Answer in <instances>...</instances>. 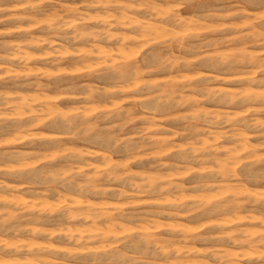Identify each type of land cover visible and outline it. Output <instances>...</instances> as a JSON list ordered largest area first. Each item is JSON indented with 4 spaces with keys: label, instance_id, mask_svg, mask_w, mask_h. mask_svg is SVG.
Returning <instances> with one entry per match:
<instances>
[{
    "label": "clouds",
    "instance_id": "obj_1",
    "mask_svg": "<svg viewBox=\"0 0 264 264\" xmlns=\"http://www.w3.org/2000/svg\"><path fill=\"white\" fill-rule=\"evenodd\" d=\"M57 3L20 4L29 10L25 18L47 36L27 41L49 45L41 57L0 56V60L39 58L54 69L21 74L26 81L18 86L38 90L46 101L37 109L25 102L29 98L17 103L12 94L0 92V123L13 118L16 132L12 140L0 141V176L12 175L26 186L43 188L47 196L56 195L54 203L33 206L10 201L6 203L17 204L15 211L0 209V264H77L74 254L80 250L92 253L87 264H189L187 247L176 245L204 237L171 224L160 225L167 231L159 234L124 228V224L140 223L143 210L131 203L108 202L144 200L155 206L152 215L170 219L205 212L227 214L225 209L235 214L239 193L233 187L245 181L264 182V117L260 115L264 114V0H230L219 23L214 11L198 20L176 12L193 0H173L167 9L156 0H85L86 8L104 13L94 16L78 8L61 15L54 7L51 11L43 7ZM4 4L0 0V12L6 11ZM252 6L261 9L259 15H245ZM230 17L245 23L223 22ZM91 21L102 27H90ZM157 28L179 39L174 45L169 41L164 47L150 48ZM223 29H246L232 38L242 40L244 46L228 54L209 52L231 39L208 40L202 33ZM101 45L106 53L95 59L93 52ZM123 48H131L127 59L120 51L112 52ZM69 57L71 65L65 68L63 62ZM241 68L246 71L238 79L246 86L236 91L216 87V76L210 75L238 73ZM164 76L168 78H155ZM89 78L96 83L79 82ZM125 98L132 101L129 106H124ZM9 109L11 117L4 115ZM165 120L180 127L166 129ZM41 125L51 135L35 131ZM24 138L26 149L31 150L4 148ZM253 139L258 143L253 144ZM220 141L232 147L224 148ZM39 142L47 143L48 149L42 151ZM7 187L0 179V189ZM64 192L73 195L66 199ZM262 201L264 194L251 202ZM55 216L60 217L57 229L44 227ZM255 219L259 221L255 227L227 233L228 242L244 250L240 256L247 264H264V214ZM210 226L211 222L202 225ZM116 230L122 231L121 239H105ZM40 239L46 242L37 243ZM92 242L98 247H90ZM58 243L67 247L58 248ZM60 252L65 255L56 261L44 259ZM231 255L212 251L211 264H239Z\"/></svg>",
    "mask_w": 264,
    "mask_h": 264
},
{
    "label": "rangeland",
    "instance_id": "obj_2",
    "mask_svg": "<svg viewBox=\"0 0 264 264\" xmlns=\"http://www.w3.org/2000/svg\"><path fill=\"white\" fill-rule=\"evenodd\" d=\"M22 1H24V2H22ZM26 1L27 0H5V4L3 5V7H5L6 11L0 12V21H2V22H0V32H1L0 33V56L9 57L11 55H15V56L18 57L21 54H23L24 56L41 57L44 54V52H46L48 50L49 45H47V44L35 45V44L27 43V41L32 40L34 38H35V40H39L41 38L46 39L47 36H46L45 33H43L41 31L40 28L35 26L34 22L31 19L25 18L26 16L27 17L30 16V13H29L28 9H26L24 7H21L20 4L21 3H25V4L28 3V1L27 2ZM90 1L91 0H89V2ZM157 1H159L158 3L160 4L161 8H164V9H167V8H169L171 6V5L167 6V4L173 3V0H166V1L165 0H157ZM160 1H161V3H160ZM33 2H34V0H33ZM81 2L83 4H81ZM61 3L65 4L66 7H65V5H63ZM162 3L163 4L165 3L166 5L165 4L163 5ZM229 3H230V0H193V3L191 5L186 6V7L178 8V9H176L177 10L176 12L180 11L178 13L181 14V15H185V17L184 16L183 17L185 19L188 18V20L190 18H191L190 20H198L201 16H205L209 12H213V11L218 13L217 17H219V16L224 14L222 10L224 9V7L225 8L228 7ZM62 5L65 8L64 7H60ZM68 5H69V7H68ZM84 5H85V0H59V3L55 4L54 6H50L48 4H45L43 7L48 8L49 11H51L52 7H54L55 9L60 10V14H62V15L64 14L63 11H65L66 9L68 10L69 8L73 9L74 7L78 8L79 11H82V12H85V11L88 10L87 12L90 15H93V16L97 15V14L104 15V13L99 8H86ZM83 10H85V11H83ZM202 11H204V12H202ZM205 11L207 12V14H206ZM246 12H248V13H246ZM260 12H261L260 8L252 6V7L246 8L245 15H249L250 14V15L255 17V16L259 15ZM19 14L21 16H19ZM202 14H204V15H202ZM190 15H191V17H190ZM41 18L42 17H37L36 19L38 20V19H41ZM16 19L18 20V22H17ZM239 19H241V18H239V17H230V18H228L227 20H225L223 22L224 23H234V24H236V23L237 24H244L245 23V21L243 19L242 20H239ZM216 22L217 23L220 22L218 18H217ZM89 26L90 27H97V26L102 27V25H98V22H95V21H91ZM26 29H28V30L26 31ZM3 30H4V32L5 31L6 32L3 33ZM177 31H179V29H177ZM242 31H246V29H223V30L216 31V32H205V33H202V38H206L208 40H217V41H228V40L231 39V43H221L215 49H209L208 50L209 52L218 51L221 54H228L230 52L235 51L237 48H240V47L244 46L242 40H240V39H232L234 37L240 36ZM126 33L129 34V32H127V31H126ZM131 34L132 33H130L129 35H131ZM159 34H160V36H159ZM153 35L154 36H152L151 38H154L156 42L152 43V42L149 41L148 46L150 48L164 47V46L168 45L169 41H172V44L174 45L175 44V39H179V37H176L174 39L169 33L165 32V31H163L161 33L158 32L157 34L154 33ZM188 39L189 38H185L186 42H187ZM191 42L194 43V44H198V45L201 44V41H198V40H192ZM126 43H129L130 45H132V47L134 45V47H135V44H133L132 42H126ZM138 43L142 44L144 42L143 41H138ZM18 45L21 46V47H19ZM15 48H16V50H15ZM130 49L131 48H127V49L126 48H123V49H112V52H113V54H115L117 51H120V52H122V57L124 59H127V58H129L131 56V54H130L131 50ZM126 50H130V52L126 51ZM16 51H18V52H16ZM105 53H106V49H105L104 45H101L99 48L94 50V52H93L94 55L93 56H94L95 59H100V58H102L103 55H105ZM127 53H129V54H127ZM178 53H179V51H178ZM189 58H191V57H189ZM49 59H51V58H49ZM72 59H73L72 57L67 58L63 62V66L65 68L70 67ZM19 60L20 59L0 60V77H3V79H0V92H5V93L12 94V100L14 102H17V103L19 102V98H18L19 95H26V96H28L30 98V102H31L30 104L32 105L33 109H37V108H39V106L41 104L36 103V102H32L31 98H33V97L34 98H43V96L40 95L38 90L19 87L18 85H20V84H22V83H24L26 81V77L21 75V74L25 73V72H27V73H35L38 70L53 71L54 69H52L50 66H46L45 61L42 60V59H39V58L31 59V60H24V61H22V60L19 61ZM25 65H27V66L25 67ZM245 71H246V69L241 68V71L238 72V73H229V74L211 73L210 75H215L217 77L216 81H215V86L216 87L228 88V89L236 91V90H239L241 87L246 86V82L238 79V77L242 76L245 73ZM80 75H84V74L80 73ZM32 78H34V77L33 76H28L27 77V79H32ZM155 78H157V79H167L168 77L164 76V77H155ZM44 79H46V77ZM79 82L80 83H96V81L94 79H92V78L82 79ZM15 91H17V93ZM47 95L51 96L53 94L52 93H47ZM14 97H16V98H14ZM57 103L63 105V104H65V101L59 100V102H57ZM131 103H132V101L130 99H127V98L124 99V106H129ZM68 106H72L71 102L68 103ZM207 107L215 108L218 111L219 110H225L222 106L221 107H216L214 105H208ZM231 111L236 112V111H240V109H232ZM4 115L11 117L12 116V110L11 109L7 110L4 113ZM260 115L262 117H264V114H260ZM162 123H163L164 128L169 129V130H177L180 127L179 125H173V124L169 123L167 120L162 121ZM14 128H15V120L13 118L6 119L2 123H0V135H1L0 136V141L12 140L16 136V132L14 131ZM35 131H37L38 133H40L41 135H44V136L51 135V133L46 131L43 128L42 125L39 126ZM177 139H179V138H177ZM252 143L256 144V143H258V141L253 139ZM27 144H28V140H27V138H24V139H22L20 141V143H12V144H9V145L7 144V146L5 145L4 148L6 150H12V151L31 150V149H26L25 146ZM219 144L221 146H223L224 148H229V147L231 148L232 147L231 144L226 143L224 141H220ZM38 147L43 151V150L48 149L49 145L47 143H45V142H39ZM68 147H77V146L68 145ZM258 152H259V150H258ZM246 155H247V153H242V156H246ZM134 170H140V169H134ZM0 179H2L6 185L10 184L11 186L14 187V188L13 187L12 188H8L7 187V188H4V189H0V209H6V207H8L7 208L8 212H10V211L12 212V209H13V211H15V209L17 207V204H15V203H10V204L6 203L8 201L10 202V200L11 201H17V202L19 200V201H24V202L30 203V204L32 203L31 205H33V206H35L36 204L37 205L41 204V202H43V201H44L43 203H54L56 201V198H55L56 195L55 194H53L52 196H46L47 194H46V192H43V191H45L43 188L26 186L24 181H22L20 179H17V178H15L12 175L0 176ZM244 184L249 189H253L252 190L253 193L257 194V196L260 197L261 194H264V182L257 183V182L245 181ZM239 185H241V184H239ZM239 185L234 186L233 187V191H236V192L240 191L239 190V188H240ZM21 187H23V188H21ZM60 191H63V190H60ZM192 194L193 195H197V193H192ZM201 194L206 195L208 197H211V196L215 195V193H200L199 195H201ZM64 195H65L66 199H70V198H68V195L71 197L73 194L71 192H64ZM246 198L247 197H243V196L239 195L238 200L245 201ZM96 202L97 201H94V203H96ZM108 203H111L113 205H115L117 203H120L121 206H126L129 203H131V205L133 207L143 210V213L145 214V216L148 217L147 218V217H145L143 215V217H141V221L142 222L136 223V224H124L125 227L128 226V228H141V229H143L145 231L148 230L147 232H156L157 234H159V233H164V232L167 231V230H165L162 227L160 228V224L159 223L162 222V223H165V224L167 223V224L174 225L175 223L179 222V224L177 223L175 226L181 227L182 229H186V230H188V232L190 231L188 233L189 235H198L200 237H204V239H197V240H194V241H186V242H183V244L180 243V244L176 245V247L177 246L178 247H181V246L182 247L183 246L186 247L187 246V249H189L190 251L192 250L190 253L189 252L187 253V259H198V260H201L203 258L204 259L206 258V259H209L211 261L213 259V257L209 255V254H211V251L213 250V251L221 252V251H223L222 250L223 247L241 251L242 249H240V248L232 247L229 244L228 241L227 242L226 241H217L218 237L224 236V234L227 233L229 231V229H230V231L235 230V227H237V228H251L250 227L251 225H252V227L256 226L254 224H240V225H237L235 227L220 228L218 226V224L223 222L228 217V214H218L217 216H216V214L215 215L212 214L211 216H209V214H207V213H199V214L198 213H194L190 217H181V218H178V219H170V218H167V217H160L161 218L160 219L159 217H156V216L151 214V209L153 207H155V206L149 204L148 202H146L144 200H136V201H132V202H128V201L124 202L123 201V203L122 202H117V201H109ZM126 203H128V204H126ZM249 206H251V207H249ZM146 207L149 208V209H147ZM247 207H248V209H247ZM247 207H246V209L240 210L239 215L245 216V215H249L250 213L254 212V207L252 205H248ZM145 209H147V210H145ZM219 218H221V219H219ZM168 219H170V220H168ZM145 220H148L150 222L147 221L148 222L147 223ZM174 220H176V222ZM155 221H158V222L155 223ZM143 222L147 226L142 225ZM210 222H211V226L210 227H202V228H200L202 225L210 224ZM153 223H154L155 226L153 225ZM216 223H218V224L216 225ZM59 224H60V217L59 216H55V217H53V220L51 222H49L47 225H44V227H46L47 229L50 228L49 230L53 231V230L57 229V226ZM161 225H163V224H161ZM77 226H79V225H77ZM69 227H71V225H69ZM156 228H157V230H155ZM219 229H221V230H219ZM213 233H214V235L210 236ZM219 234H221V235H219ZM121 238H122V236L120 238H118V239H121ZM105 239L108 240V241L117 240L114 237H109V238H105ZM37 242L38 243H44V240L40 239V240H37ZM58 244H57V246H59L61 248H65L67 246L66 244H63V243H58ZM90 244H91L90 247H93V246H97L98 247V245H95V242H92ZM189 245H190V247L193 246V248H190ZM198 251H201V252L206 251V252H205V254L204 253L199 254ZM63 255H65V253L60 252V253H57L55 255H47L46 254L44 257L58 259L60 256H63ZM91 255H92V253H90V252H85V251L80 250V251L75 252L74 258L77 261V264H87V260L89 259V257ZM180 255L183 256L184 254H180ZM206 255H208V256H206ZM195 256H198V257L195 258ZM199 257H200V259H199ZM242 264H247V262H244V263L242 262Z\"/></svg>",
    "mask_w": 264,
    "mask_h": 264
},
{
    "label": "bare ground",
    "instance_id": "obj_3",
    "mask_svg": "<svg viewBox=\"0 0 264 264\" xmlns=\"http://www.w3.org/2000/svg\"><path fill=\"white\" fill-rule=\"evenodd\" d=\"M28 1V0H27ZM26 1V2H27ZM166 1V0H165ZM22 2H24V1H22ZM91 2V1H90ZM156 2L158 3L159 1H157L156 0ZM160 3H161V1H160ZM166 3V2H165ZM164 3V4H165ZM13 4V3H12ZM61 4H63V3H61ZM81 4H83L82 2H81ZM159 4V3H158ZM163 4V3H162ZM163 4V5H164ZM172 4V3H171ZM171 4H167V6H169V5H171ZM207 4V3H206ZM14 5V4H13ZM19 5V4H18ZM63 5H65V4H63ZM60 6V7H64V6ZM76 5V4H75ZM74 5V6H75ZM160 5V4H159ZM166 5V4H165ZM209 6V5H208ZM225 6V5H224ZM19 7V6H18ZM56 7V6H55ZM65 7H66V5H65ZM64 7V8H65ZM68 7H69V5H68ZM71 7V6H70ZM77 7V6H76ZM161 7V6H160ZM17 8V7H16ZM72 8V7H71ZM75 8V7H74ZM73 8V9H74ZM205 8V7H204ZM208 8V7H207ZM225 8V7H224ZM70 9V8H69ZM67 10V9H66ZM97 10V9H96ZM29 11V10H28ZM83 11H85V10H83ZM88 11V10H87ZM177 11V10H176ZM208 11V10H207ZM211 11V10H210ZM64 12V11H63ZM82 12V11H81ZM178 12H180V11H178ZM202 12H204V11H202ZM201 12V13H202ZM206 12V11H205ZM215 12V11H214ZM222 13V12H221ZM220 13V14H221ZM246 13H248V12H246ZM206 14H207V12H206ZM218 14V13H217ZM15 15V14H14ZM27 15V14H26ZM62 15V14H61ZM180 16H184L185 17V15H181V14H179ZM202 15H204V14H202ZM18 16V15H17ZM19 16H21L20 14H19ZM200 16V15H199ZM27 17V16H26ZM29 17V16H28ZM187 17V16H186ZM190 17H191V15H190ZM189 17V18H190ZM3 18V17H2ZM10 18V17H9ZM197 18V17H196ZM218 18V17H217ZM6 19V18H5ZM186 19H188V18H186ZM191 19V18H190ZM189 19V20H190ZM17 20V19H16ZM28 20V19H27ZM239 20H242V19H239ZM238 20V21H239ZM245 21V20H244ZM0 22H2V21H0ZM17 22H18V20H17ZM96 22V21H95ZM21 24V23H20ZM237 24V23H236ZM164 28H169V27H171L170 25H164L163 26ZM6 29V28H5ZM20 29V28H19ZM23 29V28H22ZM12 30V29H11ZM28 29H26V31H27ZM6 32V31H5ZM4 32V30H3V33H5ZM8 32V31H7ZM158 32H163V30L162 29H160V28H157L156 29V31H154V32H152L153 34L155 33V34H157ZM1 33V32H0ZM32 34V33H31ZM126 34H128V33H126ZM129 34H130V32H129ZM152 34V36H154ZM32 36V35H31ZM158 36V35H157ZM159 36H160V34H159ZM239 37V36H238ZM28 38V37H27ZM38 38V37H37ZM157 38V37H156ZM26 39V38H25ZM35 39V38H34ZM27 40V39H26ZM33 40V39H32ZM8 43V42H7ZM22 44V43H21ZM35 45H38V44H35ZM5 46V45H4ZM16 46V45H15ZM19 46V45H18ZM28 46V45H27ZM33 46V45H32ZM14 47V46H13ZM19 47H21V46H19ZM133 47H134V45H133ZM29 49V48H28ZM127 49V48H126ZM15 50H16V48H15ZM131 50V49H130ZM130 50H126V51H129L130 52ZM9 51V50H8ZM12 51V50H11ZM101 51V50H100ZM125 51V50H124ZM16 52H18V51H16ZM22 52V51H21ZM105 52V51H104ZM103 52V53H104ZM122 53V52H121ZM178 53V52H177ZM9 54V53H8ZM125 54V53H124ZM127 54H129V53H127ZM131 54V53H130ZM179 54V53H178ZM5 55V54H4ZM94 55V54H93ZM7 56V55H6ZM130 56V55H129ZM19 57V56H18ZM20 61V60H19ZM20 64V63H19ZM3 66V65H2ZM6 67V66H5ZM10 67V66H9ZM217 78V77H216ZM15 90V89H14ZM23 90V89H22ZM8 92V91H7ZM16 93H17V91H15ZM29 92V91H28ZM34 93V92H33ZM18 96V95H17ZM14 98H16V97H14ZM19 102L20 101H22V100H24V98H29L28 96H26V95H19ZM26 103H31L30 102V98L29 99H27L26 101H25ZM32 102H36V103H39V104H44V103H46V101L43 99V98H35L34 100L32 99ZM56 103L57 102H59V100H56L55 101ZM35 106V105H34ZM10 129V128H9ZM14 132V131H13ZM1 136V135H0ZM2 138V137H1ZM23 143V142H22ZM9 145V144H8ZM7 146V145H6ZM230 148V147H229ZM9 185V187L8 188H12L13 186H11L10 184H8ZM236 186V185H235ZM239 190L240 191H238V193H239V195H241V196H243V197H247L246 199H245V201H241V200H238V197H239V195L236 197V199L239 201V205H238V208H239V210L237 211V212H235V214H233L232 213V211L230 210V209H225L224 211H225V213H227L228 214V217L223 221V222H221L220 224H218V223H216V225L218 224V226L220 227V228H229V227H235V226H237V225H240V224H254V225H258V223H259V221L258 220H256L255 219V217H258V216H261L262 214H264V201H262V202H260V203H252L251 201H254V200H259V196H257V194H255V193H253V189H249L244 183H242L241 185H239ZM14 188V187H13ZM18 188V187H17ZM21 188H23V187H21ZM30 189V188H29ZM7 190V189H6ZM20 190V189H19ZM31 190V189H30ZM15 191V190H14ZM37 192V191H36ZM40 192V191H39ZM43 192H45V191H43ZM236 192V191H235ZM201 195H203V194H201ZM9 196V195H8ZM38 196V195H37ZM36 196V197H37ZM40 196V195H39ZM44 196V195H43ZM47 196V195H46ZM65 196V195H64ZM42 197V196H41ZM72 197V196H71ZM69 195H68V198H71ZM56 198V197H55ZM4 199V198H3ZM24 199V198H23ZM41 199V198H40ZM6 200V199H5ZM28 200V199H27ZM244 200V199H243ZM11 201V200H10ZM26 201V200H25ZM38 201V200H37ZM9 202V201H8ZM18 202H19V200H18ZM40 202V201H39ZM44 202V201H43ZM125 202V201H124ZM129 202V201H128ZM147 202V201H146ZM123 203V202H122ZM8 204H10V203H8ZM32 204V203H31ZM126 204H128V203H126ZM133 204V203H132ZM37 205V204H36ZM248 205H252L253 207H254V212H252V213H250L249 215H245V216H242V215H239V212H240V210H242V209H246V207L248 206ZM77 207H82L83 205H76ZM5 207V206H4ZM235 207V206H234ZM249 207H251V206H249ZM8 207H6V209H7ZM147 208V207H146ZM147 209H149V208H147ZM147 209H145V210H147ZM247 209H248V207H247ZM251 210V209H250ZM12 211H13V209H12ZM248 211V210H247ZM11 212V211H10ZM206 213V212H205ZM199 214V213H198ZM215 215V214H214ZM218 214H216V216H217ZM144 216H145V214H144ZM151 216V215H150ZM143 217V216H142ZM145 217H147V216H145ZM199 217V216H198ZM221 217V216H220ZM148 218V217H147ZM160 218V217H159ZM222 218V217H221ZM221 218H219V219H221ZM150 219V218H149ZM161 219V218H160ZM197 219V218H196ZM224 219V218H223ZM235 220L236 221V223H232V224H228V223H226V221H228V220ZM152 220V219H151ZM157 220V219H156ZM166 220V219H165ZM168 220H170V219H168ZM181 220V219H180ZM192 220V219H191ZM208 220V219H207ZM211 220V219H210ZM146 222L148 221V220H145ZM160 221V220H159ZM175 222H176V220H174ZM182 221V220H181ZM142 222V221H141ZM148 222H150V221H148ZM147 222V223H148ZM154 222V221H153ZM156 222H158V221H155V223ZM174 222V223H175ZM122 223V222H121ZM178 224H179V222H177ZM177 223H175L174 225H176ZM209 223V222H208ZM158 224V223H157ZM160 225L161 224H165V223H159ZM158 224V225H159ZM167 224V223H166ZM142 225H145V226H147L146 224H144V222H143V224ZM153 225H154V223H153ZM185 225V224H184ZM57 226V225H56ZM98 227H102L100 224H99V222H98V225H97ZM124 227H125V225H123ZM149 226V225H148ZM155 226V225H154ZM250 226V225H249ZM76 227H78V228H83V227H86V226H76ZM157 227V226H156ZM250 227H252V225L250 226ZM254 227V226H253ZM125 228H128V226L127 227H125ZM147 228V227H146ZM152 228V227H151ZM161 228V227H160ZM179 228H181V227H179ZM200 228H202V226L200 227ZM236 228L237 227H235V230H236ZM50 229V228H49ZM154 229V228H153ZM150 230V229H149ZM155 230H157V228L155 229ZM166 230V229H165ZM219 230H221V229H219ZM235 230H233V231H235ZM52 231V230H51ZM53 231H55V230H53ZM148 231V230H147ZM146 231V232H147ZM229 231H230V229H229ZM229 231L227 232V233H229ZM233 231H230V232H233ZM190 232V231H189ZM188 232V233H189ZM220 232V231H219ZM225 232V231H224ZM217 233V232H216ZM222 233V232H221ZM227 233H223L224 234V236H222V237H218V239H217V241H228V235H227ZM122 231H120V230H116L115 231V233H114V235H110V236H106L105 238H109V237H114V238H116V239H118V238H120L122 235ZM182 234V233H181ZM202 234V233H201ZM207 234V233H206ZM209 234V233H208ZM214 235V233L212 234V235H210V236H213ZM219 235H221V234H219ZM38 243V242H37ZM44 243H45V241H44ZM181 244H183V243H181ZM187 244V243H186ZM190 244V243H189ZM59 245V244H58ZM61 245V244H60ZM188 245V244H187ZM89 246H91V244L89 245ZM58 248H61V247H59V246H57ZM67 247V246H66ZM178 247V246H177ZM182 247V246H181ZM184 247V246H183ZM187 247V246H186ZM189 247H190V245H189ZM214 247V246H213ZM190 248H193V246H191ZM218 248V247H217ZM197 249V248H196ZM222 250L224 251V252H228L229 254H232L231 255V258L233 259V260H238L239 261V264H242V262L244 263V262H247L245 259H242L241 257H240V253L242 252V251H244V250H241V251H239V250H233V249H229V248H222ZM83 251V250H82ZM192 251V250H191ZM189 249H188V252L190 253L191 252ZM213 251V250H212ZM211 251V252H212ZM197 252V251H196ZM205 252L206 251H203V252H201V251H198V253L199 254H202V253H204L205 254ZM210 252V251H209ZM180 254H184L183 252H181ZM208 254V253H207ZM210 256H211V254H209ZM206 256H208V255H206ZM196 257H198V256H195V258ZM240 257V258H239ZM194 258V257H193ZM44 259L45 260H48V261H56L57 259H55V258H49V257H44ZM199 259H200V257H199ZM188 261H189V264H202V262L203 261H205V260H207V261H209V264H211V261L209 260V259H201V260H198V259H187ZM81 261V260H80ZM86 262V261H85Z\"/></svg>",
    "mask_w": 264,
    "mask_h": 264
}]
</instances>
